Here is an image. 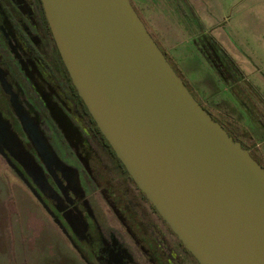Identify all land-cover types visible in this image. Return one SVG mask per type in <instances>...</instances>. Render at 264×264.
I'll return each instance as SVG.
<instances>
[{
  "label": "water",
  "instance_id": "1",
  "mask_svg": "<svg viewBox=\"0 0 264 264\" xmlns=\"http://www.w3.org/2000/svg\"><path fill=\"white\" fill-rule=\"evenodd\" d=\"M40 2L98 131L195 261L264 264L263 167L191 95L129 0ZM6 150L29 162L0 113Z\"/></svg>",
  "mask_w": 264,
  "mask_h": 264
},
{
  "label": "flooded vegetation",
  "instance_id": "2",
  "mask_svg": "<svg viewBox=\"0 0 264 264\" xmlns=\"http://www.w3.org/2000/svg\"><path fill=\"white\" fill-rule=\"evenodd\" d=\"M0 78L6 89L5 95L0 88V113L31 161L7 150L9 161L0 158L38 209L36 249H55L54 264H198L98 131L60 60L40 0H0ZM44 230L56 241L41 245Z\"/></svg>",
  "mask_w": 264,
  "mask_h": 264
},
{
  "label": "rangeland",
  "instance_id": "3",
  "mask_svg": "<svg viewBox=\"0 0 264 264\" xmlns=\"http://www.w3.org/2000/svg\"><path fill=\"white\" fill-rule=\"evenodd\" d=\"M130 3L168 62L191 84L196 99L226 127L225 113L243 122L256 139L252 151L264 164L263 133L256 119L245 112L264 113V0ZM4 86L0 78V88ZM18 182L0 158V264H54L55 249H36L38 209ZM40 238L41 245L56 241L50 230H44Z\"/></svg>",
  "mask_w": 264,
  "mask_h": 264
},
{
  "label": "trees",
  "instance_id": "4",
  "mask_svg": "<svg viewBox=\"0 0 264 264\" xmlns=\"http://www.w3.org/2000/svg\"><path fill=\"white\" fill-rule=\"evenodd\" d=\"M166 59V58H165ZM170 59V58H169ZM168 62V60H166ZM168 64L171 65V67L173 68V70L175 71V73L178 75L179 78H181V80L185 83V86L186 88L188 89V91L191 93V95L195 98V96L192 94V86H190V84L188 85V81L185 79L184 75L182 74V72L180 71L179 68L175 67V65L173 66L170 62H168ZM192 89V90H190ZM196 99V98H195ZM197 100V99H196ZM198 102V100H197ZM202 108L219 124L223 127V129L228 133V135L230 137H232V139L236 142H239L241 144V146L243 148H245L250 156L261 166L263 167L264 169V164L258 160V157L256 155V153H254L252 151V149L254 148V144L255 143H250L249 140L251 139V137H249V133L247 132V129H245L244 127H242L241 125L237 124L233 119V117H230L229 113H225L226 116H227V121H226V124H227V127L222 123L220 122L217 118H215L200 102H198ZM257 120L258 121V124L260 126V128L263 130V139H264V114H260L258 115V112L255 111L254 112V120ZM233 120V121H232ZM247 141L250 143V145L244 143V141Z\"/></svg>",
  "mask_w": 264,
  "mask_h": 264
},
{
  "label": "crops",
  "instance_id": "5",
  "mask_svg": "<svg viewBox=\"0 0 264 264\" xmlns=\"http://www.w3.org/2000/svg\"><path fill=\"white\" fill-rule=\"evenodd\" d=\"M171 58V57H170ZM173 61V60H172ZM187 80V79H186ZM188 81V80H187ZM191 85V84H190ZM197 92V91H196ZM201 96V95H200ZM234 96V95H233ZM244 97H247V96H245L244 95ZM209 104H211V103H209ZM233 109V108H232ZM238 117H240V115H238ZM233 118H234V116H233ZM235 118H237V117H235ZM236 123L237 124H239V125H241L242 127H244V125H243V122H241V121H239V118L238 119H236ZM245 128V127H244ZM246 129V128H245ZM262 131V130H261ZM248 133H249V137H251V139L249 140V142L250 143H252V142H254V143H256L255 141H256V139H254L253 138V136H252V134L249 132V130L247 131ZM263 136V135H262ZM246 141V140H245Z\"/></svg>",
  "mask_w": 264,
  "mask_h": 264
}]
</instances>
